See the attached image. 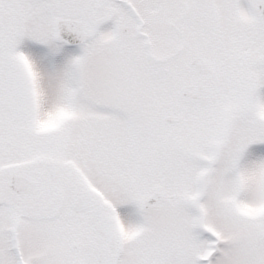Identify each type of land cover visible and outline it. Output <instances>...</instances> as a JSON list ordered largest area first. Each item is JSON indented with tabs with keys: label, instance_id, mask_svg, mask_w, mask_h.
I'll use <instances>...</instances> for the list:
<instances>
[{
	"label": "snow or ice",
	"instance_id": "snow-or-ice-1",
	"mask_svg": "<svg viewBox=\"0 0 264 264\" xmlns=\"http://www.w3.org/2000/svg\"><path fill=\"white\" fill-rule=\"evenodd\" d=\"M0 264H264V0H0Z\"/></svg>",
	"mask_w": 264,
	"mask_h": 264
}]
</instances>
